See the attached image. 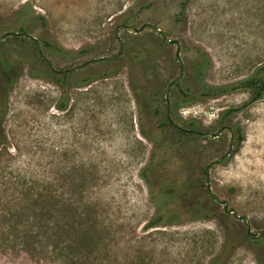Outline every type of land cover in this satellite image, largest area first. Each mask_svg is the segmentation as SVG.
<instances>
[{
  "label": "rangeland",
  "instance_id": "374dc122",
  "mask_svg": "<svg viewBox=\"0 0 264 264\" xmlns=\"http://www.w3.org/2000/svg\"><path fill=\"white\" fill-rule=\"evenodd\" d=\"M182 1L0 0V36L22 29L40 50L0 39V59L20 70L2 96L0 264H264V235L247 237L205 187V168L230 147L208 189L251 233L264 229V98L250 102L241 87L203 98L192 64L205 57L209 86L263 77L264 0H185L179 13ZM125 19L159 29L178 52L147 28L121 29L111 74L83 82L106 65L92 61L118 53ZM84 63L67 74L79 84L42 71ZM190 120L196 133L222 131L179 137Z\"/></svg>",
  "mask_w": 264,
  "mask_h": 264
},
{
  "label": "trees",
  "instance_id": "16d2710c",
  "mask_svg": "<svg viewBox=\"0 0 264 264\" xmlns=\"http://www.w3.org/2000/svg\"><path fill=\"white\" fill-rule=\"evenodd\" d=\"M185 0H183L180 3V11L179 13L182 12L183 7L185 5ZM148 4L142 5L140 10L148 8ZM128 20H123L122 25L123 26H128ZM19 32L23 33L22 29H19ZM125 49V45H121V52ZM126 50V49H125ZM118 57V56H117ZM117 57L114 58L111 61H106V65L100 67H94L91 69V72L88 76H86L83 80V82L88 81L91 78L97 77L100 79H105L107 78L113 69L114 65L116 64ZM192 64L194 66L195 74L194 77L196 78L197 84L199 86V89L201 90L202 97H216L219 95H224L238 87L241 88H246L250 89L251 95H250V102H254L256 100L264 98V76L263 77H257L255 74L244 79L243 81L239 82L238 84H230V85H221V86H209L203 83V78H202V73L204 72L205 68L207 67V60L205 57L201 54H197L193 59H192ZM115 68V67H114ZM45 77L48 80H51L52 82L57 83L60 87L64 86L66 82H74L72 81L71 78H69L67 75L68 73H61L59 75L55 74L54 71L48 70V69H43L42 70ZM20 72L19 68L16 66H10L4 61L0 59V124H1V119L4 115V103L2 100V96L4 94V90L12 84L14 80V76H16ZM75 84H79V82H74ZM81 83V82H80ZM184 94V93H183ZM191 99L189 98L188 100H185L182 102V104L189 103ZM64 105H61L59 108H63ZM237 109H228L222 114V117H225L229 115L230 113L236 112ZM223 118L220 119L222 121ZM167 123V122H166ZM170 124V123H168ZM187 129H178V134L179 137L183 136L184 134H192L191 132H196V125L194 121H187ZM237 132V131H236ZM143 136L146 137V134L141 133ZM234 139V135L232 137ZM236 141L239 142L241 137L239 134L235 137ZM4 141V137L0 134V144ZM144 170V169H143ZM143 170L140 173L141 180L146 184L148 190H149V180L147 175L143 172ZM201 211V210H200ZM160 223L159 218H154L151 219L146 223L147 227H153L156 226ZM254 243V242H253ZM221 260V257H216L211 259V261L208 264H219V261Z\"/></svg>",
  "mask_w": 264,
  "mask_h": 264
},
{
  "label": "water",
  "instance_id": "95a60500",
  "mask_svg": "<svg viewBox=\"0 0 264 264\" xmlns=\"http://www.w3.org/2000/svg\"><path fill=\"white\" fill-rule=\"evenodd\" d=\"M149 29L150 31L154 32L155 34H158L160 37H161V40L162 42L165 44V45H173L174 46V49H175V52L177 53L178 52V43L176 41H171V40H168L166 38V36L157 28L153 27V26H150V25H144L143 27H141L140 29H135L133 27H130V26H118L116 27L115 31H114V36L116 37V41L118 43V45L120 46V40L117 38V32L121 29H124L127 33H132V34H136V33H139L141 30L143 29ZM6 36H9V37H16V38H24V39H27V40H31L33 41V43L35 44L36 46V51L37 53L40 55V50L36 44V40L25 34V33H8V34H5V35H2L0 36V39H3L4 37ZM118 55V53H116L114 56L112 57H108V58H103V59H97V60H94L92 62H105V61H110L112 59H114L116 56ZM176 61L177 63H179V60L178 58H176ZM47 66L49 69H51L50 65L48 64V62H46ZM86 65V63L82 64V65H79V66H75V67H72L71 69L68 70L69 71H75V70H78L82 67H84ZM180 73L178 74V76L176 78H174L172 81H170V83L168 84V86L166 87V89L164 90L163 92V100L167 106V102H166V95H167V92H168V89L173 85L175 84L179 78H180ZM224 129V128H223ZM226 131L228 132V135H229V146L232 142V135L230 133V131L225 128ZM222 129L219 130L218 132H216L215 134H209V133H196V132H191L192 134L194 135H197V136H201L205 139H212V138H216L220 133H221ZM229 149L230 147H228L227 151L224 153V155H222L219 159H217L216 161L210 163L206 168H205V187L207 189V192L208 194L210 195V197L213 199V201L216 203V205H218L221 210L223 211V213L225 215H227L228 217H230L231 219L233 220H236V221H241L243 226H244V229H245V235L253 240H257L259 239L260 237H262L264 235V229L257 232V233H251L250 232V225H249V221L248 219H246L245 217H241V216H238L236 214V212L232 209V208H228L227 207V203L225 201H222L220 199H218L217 197H215L208 189V182H207V172L208 170L216 165V164H219L221 163L227 156H228V153H229Z\"/></svg>",
  "mask_w": 264,
  "mask_h": 264
},
{
  "label": "flooded vegetation",
  "instance_id": "af4514ba",
  "mask_svg": "<svg viewBox=\"0 0 264 264\" xmlns=\"http://www.w3.org/2000/svg\"><path fill=\"white\" fill-rule=\"evenodd\" d=\"M120 26H123V25H120ZM158 35V34H157ZM161 38V37H160ZM115 39H116V37H115ZM162 41V40H161ZM163 43V42H162ZM164 44V43H163ZM170 46H173V45H170ZM118 47H119V51H118V55H119V53H120V51H121V42H120V46L118 45ZM174 47V46H173ZM117 55V56H118ZM116 56V57H117ZM115 57V58H116ZM113 60V59H112ZM111 61V60H110ZM179 64V63H178ZM70 72V71H69ZM55 74H61V73H68V70L66 71V72H54ZM181 74V73H180ZM177 83V82H176ZM175 83V84H176ZM174 85V84H173ZM168 110H169V107H168V105L166 106V109H165V114H167L168 113ZM165 121L167 122V123H170V120L168 119V117H167V115L165 116Z\"/></svg>",
  "mask_w": 264,
  "mask_h": 264
}]
</instances>
